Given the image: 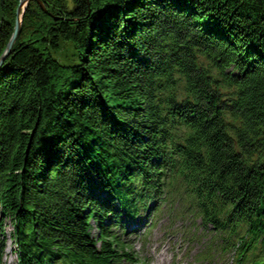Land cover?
Segmentation results:
<instances>
[{"label":"trees","instance_id":"obj_1","mask_svg":"<svg viewBox=\"0 0 264 264\" xmlns=\"http://www.w3.org/2000/svg\"><path fill=\"white\" fill-rule=\"evenodd\" d=\"M41 1L0 67V264L135 261L104 221L157 200L264 264V0Z\"/></svg>","mask_w":264,"mask_h":264},{"label":"rangeland","instance_id":"obj_2","mask_svg":"<svg viewBox=\"0 0 264 264\" xmlns=\"http://www.w3.org/2000/svg\"><path fill=\"white\" fill-rule=\"evenodd\" d=\"M53 54L56 59L64 64L78 61L77 52L68 42H64L62 48ZM160 214L161 220L151 227L146 226L142 228L138 233H129L127 229L124 231L118 230L122 241L132 247L131 249L135 258L139 259L137 263L123 261L122 264H170L171 258L173 262H176L180 257L182 261L179 264H207L196 260V254L199 246H201L198 243L192 242L189 246V251H186L183 255V249L186 246L187 240L184 238L185 235H182V232H189L190 227L187 225L188 223L182 219H169L165 210ZM92 224V232L97 235V225L95 223ZM130 227L131 224H129ZM4 230L9 233L11 227L6 225ZM4 261L5 264H15L16 262L13 246L8 241L5 243ZM213 264H220V262L215 261Z\"/></svg>","mask_w":264,"mask_h":264},{"label":"water","instance_id":"obj_3","mask_svg":"<svg viewBox=\"0 0 264 264\" xmlns=\"http://www.w3.org/2000/svg\"><path fill=\"white\" fill-rule=\"evenodd\" d=\"M30 0H19V4L16 8V17H15V23H14V28H13V32L2 52V54L0 55V67L2 66V64L4 63V61L6 60V58L9 56L13 45L19 35L20 29H21V23H22V17H23V13L25 11V8L27 6V3ZM38 4L40 5L41 9L45 12V13H49L50 15H52L50 12H48V10L46 9V7L44 6V3L41 0H37Z\"/></svg>","mask_w":264,"mask_h":264}]
</instances>
